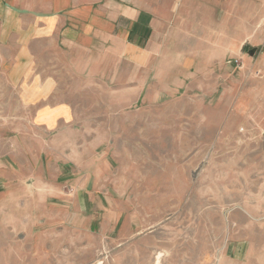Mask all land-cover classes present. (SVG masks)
<instances>
[{
  "label": "rangeland",
  "instance_id": "1",
  "mask_svg": "<svg viewBox=\"0 0 264 264\" xmlns=\"http://www.w3.org/2000/svg\"><path fill=\"white\" fill-rule=\"evenodd\" d=\"M68 64L49 70L56 84L16 90L23 98L46 89L50 108L65 111L46 136L60 164L16 158L18 143L39 146L30 115L41 103L0 101V153L14 154L1 162L0 264H264V36L178 92L152 84L140 95L136 73L121 66L89 84ZM46 167L50 178L77 173L54 184L34 178ZM44 185L80 190L76 204L95 211L91 230L27 220L26 190Z\"/></svg>",
  "mask_w": 264,
  "mask_h": 264
},
{
  "label": "crops",
  "instance_id": "2",
  "mask_svg": "<svg viewBox=\"0 0 264 264\" xmlns=\"http://www.w3.org/2000/svg\"><path fill=\"white\" fill-rule=\"evenodd\" d=\"M263 21L264 0H0V101L41 103L30 115L31 133L33 139L34 135L39 138V146H30L28 151L18 143L16 158L35 167L60 164L46 136L61 129L65 111L50 108L51 95L46 89L27 92L24 99L16 91L22 84H56L49 70L59 61L66 60L75 73L90 74L89 84L96 85L99 74L113 77V68L121 66L129 75L130 70L136 73L140 95L152 84L178 92L201 69H210L226 54L236 55L248 38L264 36V26L259 31ZM44 61L45 79L41 80L34 72ZM2 85L15 91L5 96ZM13 155L0 153L1 194L7 187L1 162ZM46 168L45 175L34 178L54 184L77 173L65 168L50 178ZM44 186L45 190H26L27 220L65 222L72 230H91L95 211L76 204L80 190L68 196ZM66 198L75 201L70 206L58 204Z\"/></svg>",
  "mask_w": 264,
  "mask_h": 264
},
{
  "label": "built area",
  "instance_id": "3",
  "mask_svg": "<svg viewBox=\"0 0 264 264\" xmlns=\"http://www.w3.org/2000/svg\"><path fill=\"white\" fill-rule=\"evenodd\" d=\"M235 63H236V67H239V63L235 60Z\"/></svg>",
  "mask_w": 264,
  "mask_h": 264
}]
</instances>
